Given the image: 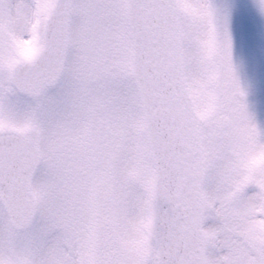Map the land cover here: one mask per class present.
Returning <instances> with one entry per match:
<instances>
[{"label":"snow or ice","instance_id":"6c2138e0","mask_svg":"<svg viewBox=\"0 0 264 264\" xmlns=\"http://www.w3.org/2000/svg\"><path fill=\"white\" fill-rule=\"evenodd\" d=\"M0 264H264V0H0Z\"/></svg>","mask_w":264,"mask_h":264}]
</instances>
